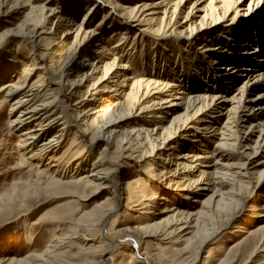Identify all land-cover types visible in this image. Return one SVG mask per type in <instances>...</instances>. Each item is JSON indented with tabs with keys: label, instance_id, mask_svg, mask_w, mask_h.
Returning <instances> with one entry per match:
<instances>
[{
	"label": "bare ground",
	"instance_id": "obj_1",
	"mask_svg": "<svg viewBox=\"0 0 264 264\" xmlns=\"http://www.w3.org/2000/svg\"><path fill=\"white\" fill-rule=\"evenodd\" d=\"M263 2L0 0V47L10 36L30 47L28 58L0 50V104H8L21 166L35 173L23 197L82 207L69 231L48 230L43 252L0 264H113L114 253L125 255L121 247L131 249L126 264H164L152 254L164 242L197 260L253 183L264 182V10L239 20ZM218 20L230 26H216ZM183 30L190 41L171 45ZM151 31L159 40L143 36ZM57 204L50 219L59 223L70 210ZM257 211L250 205L261 221L250 229L235 224L232 234L241 235L220 247L212 264H264V213ZM127 212L145 221L118 226ZM74 244L86 247L82 261L70 252Z\"/></svg>",
	"mask_w": 264,
	"mask_h": 264
},
{
	"label": "rangeland",
	"instance_id": "obj_2",
	"mask_svg": "<svg viewBox=\"0 0 264 264\" xmlns=\"http://www.w3.org/2000/svg\"><path fill=\"white\" fill-rule=\"evenodd\" d=\"M104 2L105 0H101V2ZM264 3V2H263ZM99 5V4H98ZM101 8H104L101 6ZM258 10H260L257 14L253 15L251 17L250 11L247 12L241 11V17L240 19H246L247 21L252 20L257 15H259L262 10H264V4L257 7ZM106 9V8H105ZM107 10V9H106ZM257 10V11H258ZM80 12L77 15V21L78 16H80ZM251 17V18H250ZM3 16H0V28L3 27L4 24H1ZM6 20V19H4ZM49 23L47 24V29L50 30L52 28V25L55 23V20L53 17H50ZM216 26H230L228 22H225L223 20H218L216 23ZM10 28H14V26H9ZM48 30V31H49ZM148 30V29H147ZM146 30V31H147ZM149 31V30H148ZM152 32V31H151ZM154 32L150 35H144L146 38H151L152 40H159L154 36ZM189 33L182 31V36H178L175 33L171 35V39H169L171 45H177L179 40H189ZM74 38V34L69 37V39L65 40V42L70 43L72 42ZM4 41L1 43L0 50L2 51H15L18 52L20 55H22L24 58H28L29 56V50L30 47H26L22 44H18L15 39V37L10 36L8 38H3ZM113 40L107 42V47L112 46L111 44ZM96 43V42H95ZM93 43V44H95ZM251 45H254V43H251ZM190 45H186L185 48H188ZM247 48V49H246ZM249 47H245L246 50ZM138 49V48H137ZM140 49V48H139ZM139 49L136 54H138ZM10 51L8 54H10ZM174 54L173 57L176 59L179 57L180 53L177 55V52L179 50L174 47L173 49ZM148 53V50H147ZM135 54V59H133L132 66L139 71V73L142 70V63L138 55ZM208 60V59H207ZM136 61V62H134ZM134 63V64H133ZM139 65V66H138ZM6 103V104H5ZM3 102L0 104V261H5L6 258H13L18 259L26 254L31 255H37L43 252V250L46 248V244L49 240L48 230L55 225H58V230L60 231H69L70 223L72 220L77 219L80 215V211L82 209L81 206L76 207L75 202H71L70 204H67V199L64 200H51L47 197H44L42 194H38L37 196L34 195L29 196V194L25 197H23L24 192L28 189L26 188L28 180L32 181L35 178V173L33 168H26L22 167L20 164L21 160V154L19 148V138L18 134L14 133L13 131L9 130L8 126V119H7V113H8V104L7 102ZM150 115H146L145 119L147 122H151L153 119H150ZM264 117V114H263ZM125 120V119H124ZM264 120V118H263ZM129 123H124V129L126 131H130V127L132 123L131 119H127ZM122 122V121H120ZM151 125L147 126L150 127ZM152 127V126H151ZM52 130L51 132H53ZM46 134V138L50 137V134ZM243 134H241L242 136ZM174 142L179 141V137L177 136L175 138ZM107 159L110 158V155L107 154ZM239 158V157H237ZM126 162L129 161V163L133 162L130 159L125 160ZM237 161V160H235ZM235 161H231V163H236ZM20 164V166H19ZM47 177H50V175H47ZM46 182L42 183V187L45 186ZM141 190L143 191V194L145 196H149L150 192L146 186V183H141ZM255 184L253 183L251 191L253 192L249 198H246L244 201V204L240 211L237 212V215L232 219V221L227 224L225 228L220 231L219 235L216 239L211 241L208 245H205L203 249L200 252V255L198 259L196 260L195 255L193 253L189 252L188 254H179V252L173 251L174 249L168 244L167 242H164L159 246V251H152V254L155 255V260L160 261L164 264H201L202 262H206L207 264H212L213 261H215L217 256H219L221 248L227 247L229 243H231L234 240H238L239 236L241 234L232 232L236 229L235 224H242L246 227V229H250L253 226H256L257 222L261 221V219H257L256 212H250V205L254 204L257 206V209L260 211H257L258 213H264V182L259 187H255ZM255 187V188H254ZM95 199L91 200L89 203H92ZM258 200V201H257ZM10 202V203H9ZM9 203V204H8ZM57 203H63L67 204L65 210L69 209L70 212L67 216H65V219L61 220L59 223L53 222L51 217V210L54 209L58 204ZM25 216H22L24 215ZM145 221L144 217L139 213H130L127 212L126 215L118 216V219L116 221V224L119 225H128V226H134L136 224L143 223ZM113 227L114 230L118 229L117 226ZM54 225V226H53ZM110 227V224H108L107 229ZM245 229V230H246ZM114 232V231H111ZM110 232V233H111ZM231 232V233H230ZM126 234L124 233H112L110 234V237H114L115 239H126ZM27 237H31V242L28 243ZM124 237V238H123ZM122 243H118V247L120 248ZM146 245H141V249L144 248ZM117 247V248H118ZM181 246L180 248H182ZM221 247V248H220ZM85 248L81 247L77 244H74L71 247L70 252L77 253L76 261H82L85 258ZM147 248V247H146ZM123 251L125 254L122 256L118 252L114 253L111 257V261L113 264H126L127 257L129 256V252L131 249H125L124 247L119 249L120 251ZM149 250V249H148ZM145 250L144 256L148 255V251ZM148 251V252H147ZM126 252V253H125ZM142 253L143 250H140ZM161 253V254H160ZM262 254V253H261ZM125 257V258H124ZM160 257V258H159ZM195 257V258H194ZM242 257V256H241ZM222 258H226V255ZM259 258V257H258ZM257 258V259H258ZM114 261V262H113ZM132 261H137L132 260ZM262 261V260H261ZM253 263L251 264H258L260 261L256 262V258L252 260Z\"/></svg>",
	"mask_w": 264,
	"mask_h": 264
}]
</instances>
